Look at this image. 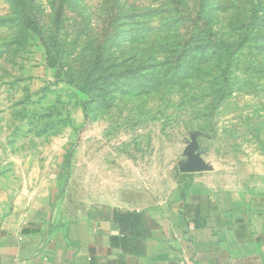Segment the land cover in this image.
Returning a JSON list of instances; mask_svg holds the SVG:
<instances>
[{
	"label": "rangeland",
	"instance_id": "1",
	"mask_svg": "<svg viewBox=\"0 0 264 264\" xmlns=\"http://www.w3.org/2000/svg\"><path fill=\"white\" fill-rule=\"evenodd\" d=\"M253 182L264 0H0V202L150 206Z\"/></svg>",
	"mask_w": 264,
	"mask_h": 264
},
{
	"label": "crops",
	"instance_id": "2",
	"mask_svg": "<svg viewBox=\"0 0 264 264\" xmlns=\"http://www.w3.org/2000/svg\"><path fill=\"white\" fill-rule=\"evenodd\" d=\"M181 262L264 264V182L150 206L54 196L0 202V264Z\"/></svg>",
	"mask_w": 264,
	"mask_h": 264
},
{
	"label": "trees",
	"instance_id": "3",
	"mask_svg": "<svg viewBox=\"0 0 264 264\" xmlns=\"http://www.w3.org/2000/svg\"><path fill=\"white\" fill-rule=\"evenodd\" d=\"M231 55H232L231 53H229V54L227 55V58H226V60H227V66H228V64H229V62H230ZM79 89H81L82 91L85 90L83 87H80Z\"/></svg>",
	"mask_w": 264,
	"mask_h": 264
},
{
	"label": "built area",
	"instance_id": "4",
	"mask_svg": "<svg viewBox=\"0 0 264 264\" xmlns=\"http://www.w3.org/2000/svg\"><path fill=\"white\" fill-rule=\"evenodd\" d=\"M180 264H185V262H181Z\"/></svg>",
	"mask_w": 264,
	"mask_h": 264
}]
</instances>
